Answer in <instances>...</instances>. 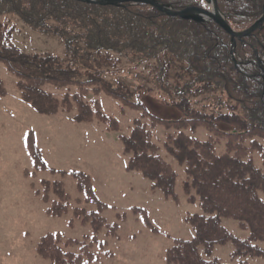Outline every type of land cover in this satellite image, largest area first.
I'll return each instance as SVG.
<instances>
[{
	"label": "trees",
	"instance_id": "1",
	"mask_svg": "<svg viewBox=\"0 0 264 264\" xmlns=\"http://www.w3.org/2000/svg\"><path fill=\"white\" fill-rule=\"evenodd\" d=\"M156 1L177 11L199 4ZM262 1L217 0V6L237 32L262 17ZM4 13L19 17L30 31L58 38L67 52L64 60L47 53L27 54L12 42L13 28L0 25V64L15 78L20 100L34 113L67 114L76 124H101L117 135L126 172L142 176L166 199L178 201L177 174L162 153L184 168L182 191L188 201L199 204L201 214L186 218L194 237L174 240L165 251L164 264H225L212 255L215 246L227 243L233 246V258H264L263 248L256 245L264 243V172L253 163L260 155L264 166V74L257 63L264 69V29L236 41L234 56L241 65L235 66L230 38L216 25L157 17L144 5L113 8L75 0H0V14ZM125 72L135 75L136 86ZM154 91L163 96L165 107L180 112L178 119L158 118L140 102ZM5 94L0 82V97ZM177 95L183 97L177 100ZM198 95L206 102L195 108L188 96ZM99 96L118 102L121 111L140 113L127 135L102 112ZM159 126L166 131L162 146L154 142ZM198 129L208 134L205 140L196 138ZM27 150L35 171H43L41 153L29 137ZM72 175L85 202L97 212L106 210L89 176ZM42 188L58 199L47 214L61 217V204L68 198L63 186L43 181ZM73 215L83 222L91 219L95 231L105 224L96 212L87 215L83 208H75ZM223 219L237 222L248 238L232 236L222 226ZM94 242L46 235L36 254L47 264H83V257L92 260L89 249ZM62 245L79 246L84 254L66 253Z\"/></svg>",
	"mask_w": 264,
	"mask_h": 264
},
{
	"label": "rangeland",
	"instance_id": "2",
	"mask_svg": "<svg viewBox=\"0 0 264 264\" xmlns=\"http://www.w3.org/2000/svg\"><path fill=\"white\" fill-rule=\"evenodd\" d=\"M0 25L13 28L12 42L25 53H47L61 60L67 56L58 38L30 31L13 14H0ZM125 75L127 81L135 86L138 84L133 73L125 72ZM0 81L6 91V95L0 97V264H47L36 252L41 238L48 234L60 233L64 240L80 242L93 235L90 227L75 220L71 211L77 201L84 207L85 197L77 190L74 172L87 173L91 177L97 199L107 205L100 215L107 223L118 227L117 238L106 237L104 231L97 235L105 245L103 248L94 245L91 248L93 259L89 261L83 257V264H164L165 251L174 240L193 239L194 232L186 218L201 214V209L197 202L188 201L184 195V168L175 160L165 158L167 162L170 159L169 164L177 174L178 203L166 199L158 189L151 190L150 182L139 174L126 173V157L121 144L115 134L104 131V126L75 124L67 114L50 118L36 115L20 100L16 80L2 64ZM141 82H146L144 77ZM182 97L176 96L177 100ZM188 98L195 108L206 102L203 95ZM162 99L163 96L154 91L144 95L140 102L158 118L178 119L180 112L165 107ZM98 100L102 111L120 123L124 134L128 133L140 113L121 111L119 103L106 96H99ZM154 134L156 143L161 146L164 129L158 127ZM29 136L43 154L46 165L43 171H35L27 153ZM195 136L204 140L208 134L198 129ZM253 163L264 172L260 155L254 156ZM51 169L55 172L51 173ZM43 179L60 183L64 193L69 195L67 202L62 204L66 208L61 218L46 214V202L57 198L52 192L43 193ZM87 208V211L96 210L94 206L87 205ZM222 226L237 239L248 238V231L233 220L223 219ZM256 245L264 250V243ZM67 250L84 254L78 246ZM233 252L230 243L217 245L212 257L225 264H264V258H233Z\"/></svg>",
	"mask_w": 264,
	"mask_h": 264
},
{
	"label": "water",
	"instance_id": "3",
	"mask_svg": "<svg viewBox=\"0 0 264 264\" xmlns=\"http://www.w3.org/2000/svg\"><path fill=\"white\" fill-rule=\"evenodd\" d=\"M83 4L99 6V7H118L124 4L130 3H141L147 5L151 8V10L159 17H176L186 21H194L196 23H201L203 21H211L214 25H217L222 32L231 37V59L235 62L233 58V53L235 49V39L242 40L253 34L257 30H261L264 24V2L261 6V11L263 16L260 20H258L255 24L247 28L241 33H233L226 23L225 19L219 13V10L216 6V0L213 1V11L211 12L207 9H199L195 7L186 8L182 11H171L169 7L162 6L158 4L156 1H146V0H78ZM203 1V0H202ZM207 4H210L209 0H205ZM200 14L205 16L206 20L200 17Z\"/></svg>",
	"mask_w": 264,
	"mask_h": 264
}]
</instances>
